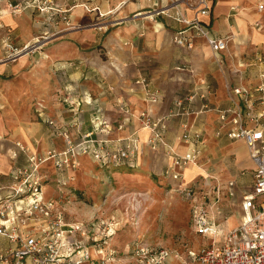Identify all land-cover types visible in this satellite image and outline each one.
<instances>
[{"label":"crops","instance_id":"crops-1","mask_svg":"<svg viewBox=\"0 0 264 264\" xmlns=\"http://www.w3.org/2000/svg\"><path fill=\"white\" fill-rule=\"evenodd\" d=\"M23 1L0 0V58L4 56L2 38L5 34L11 37L15 46L32 41L40 33L46 36H43L42 45L33 50L32 53L38 50L34 59L28 55L15 59L18 60L14 66L17 69H27L31 64L34 66L29 71H21L13 81L4 82L11 66L0 63V110L27 112L14 119H0V196H4L13 184L10 173L16 167L26 166L28 156H42L48 150L61 151L65 147V136L58 135L55 128L44 123L47 115L55 118L61 131L68 133L75 142L78 141L81 128L87 130L97 117H103L111 126L107 138L113 140L138 129L137 115L148 108L155 117H163L167 128L164 148L172 147L178 153L189 148V144L179 139V125L183 121H188L201 131L199 159L209 158L205 169L211 172L201 165V170L190 169L186 173L185 169L190 166L187 165L183 168L182 180L176 181L163 174V169L170 163L165 150L162 147L151 150L144 143L131 180L142 182L146 191L141 193L148 201L153 199L151 194L159 190L153 180L157 176L164 183L167 182L169 189L180 184L200 185L203 190L201 195L206 197L203 204L215 212L221 233L237 225L242 215L240 202L236 204L238 209L230 215H238L239 221L232 225L228 222L230 216L227 217L224 207L233 194L239 198L240 192L251 186L254 165L242 140L228 138L225 129L216 133L217 111L231 103L228 88L238 84L255 85L259 80V69L251 64V59L257 54L264 57L261 48L264 44L261 40L264 36V0H211L210 14L202 17L203 21L212 34L232 35L227 49L217 53H213L200 38L194 41L191 49L174 43L173 33L184 29L185 25L172 16L156 13L154 2L149 3L148 0H126L115 11L113 19L117 21L112 24L117 27L113 28L108 27V24L98 27L87 24L88 21L105 18L123 0H47V3H53L51 5L54 8L45 9L41 6L43 0H28L20 13H11L9 3ZM165 2L160 0L162 4ZM259 3L263 5L262 9H258ZM55 4L64 9L55 11ZM105 8L108 14L103 13L106 12ZM178 8L187 18L193 17L194 10L183 2L179 3ZM62 13L67 16L63 17L64 21L58 20ZM66 23L83 25L49 34L61 30ZM156 24H160V28ZM108 28L111 30L108 31ZM52 35H55L53 39ZM102 54L106 55V59H103ZM141 77L148 81V89L159 93L157 102H149L144 87L135 82ZM188 95H194L189 102V114L168 116L175 99ZM65 97L81 101L78 112L66 105ZM38 102H42L45 112L50 114L39 112L43 107H37ZM31 112L36 113L37 119L33 118ZM120 122H123L124 127L116 130ZM138 133L142 141L149 135V131L144 128H139ZM100 137H104V134H100ZM76 160L78 165L84 167L85 188L92 192L96 182L91 172L98 174L99 168L96 167L102 165L89 154L77 155ZM49 162L54 165L51 159L44 161L39 166V173L41 167H47ZM57 171L60 170L57 168ZM53 173L55 175V171ZM114 174L130 179L121 175L119 170ZM198 175L209 176V183L218 189L210 191L204 187L205 179L202 180ZM233 179L235 186L229 188L227 182ZM46 186L49 190L44 187V199L55 201V182ZM55 204L58 206L59 203L55 201ZM87 213L90 216L88 219L77 220L86 224L97 218H101V222L108 221L98 217L99 213L93 217L94 211ZM79 216L77 212L76 218ZM38 223L29 221V229L34 230ZM117 224L115 220V231L118 226L120 228V224ZM190 227L193 233L207 238ZM112 235L109 245H115L117 250L126 249L119 245V237L114 236V233ZM154 239L159 240V237L154 236ZM9 244L8 239L0 235V249ZM161 245L165 246L163 243ZM168 248L177 251L185 259L184 264L192 262L186 256L190 247L185 250ZM182 261L172 254L167 264H183Z\"/></svg>","mask_w":264,"mask_h":264},{"label":"built area","instance_id":"built-area-1","mask_svg":"<svg viewBox=\"0 0 264 264\" xmlns=\"http://www.w3.org/2000/svg\"><path fill=\"white\" fill-rule=\"evenodd\" d=\"M148 1L154 2L156 13L172 16L185 25L184 29L173 33V41L177 45L191 49L194 41L200 38L213 53L227 49L232 35L212 34L202 19L210 14L211 0H166L164 4L160 0ZM27 2L9 3L10 11L13 14L20 13ZM45 2L42 1L43 4ZM125 2L123 0L110 12L115 13ZM180 2L194 10L193 17L184 16L178 8ZM48 7L54 8L43 6L44 9ZM257 7L262 9L263 5L260 3ZM9 39L8 34L2 38L8 48L5 60L16 58L25 50L33 51L45 37H37L21 49L12 48ZM251 64L259 69L258 82L255 85L238 84L228 88L231 103L217 111L216 133L225 129L228 138L242 140L254 165L251 186L240 192V222L221 233L215 212L203 204L206 197L202 196V200L196 197L193 187L200 185L193 183L174 187L187 194L191 192V226L208 238L197 250L187 249L186 256L192 260L190 264H264V57L261 54L255 55ZM135 82L144 87L149 102L158 101L159 93L148 89L145 77ZM193 96L176 98L167 115H188L189 102ZM64 100L74 112L80 109V100L70 97ZM137 120L139 128L149 131L145 141L139 136V128L111 140L107 138L111 126L103 117H97L91 128H81L78 141L75 142L68 133L61 131L53 118H45V122L55 128V133L65 136L66 145L61 151L48 150L42 156L31 154L26 166L16 167L10 173L13 184L4 196H0V235L6 237L10 244L0 249V264H96V261L98 264H126L123 263V257L129 258V264H167L172 254L183 260L184 264L185 259L177 251L138 238L132 242L131 247H126L127 252L109 249L103 243L115 232L112 222L102 221L98 229L89 230L90 226L86 223L66 220L64 209L59 204L57 206L54 200H45L43 197V178L39 173L42 162L51 159L58 169L74 168L78 165L77 155L89 154L102 166H136V159L144 143L151 150L162 147L170 157V163L163 169V174L176 181L182 180L183 168L197 163L201 155V131L188 121L181 122L179 139L189 144V148L178 153L172 147H163L167 131L163 117H155L152 111L145 108L138 113ZM123 127V122H120L116 130ZM100 134H104V137H100ZM204 179V187L210 191L218 189L209 183V176ZM227 185L232 188L235 180H229ZM31 220L39 222L34 230L29 229L28 222ZM81 225L87 228L82 229ZM86 239L94 245L98 259L91 257Z\"/></svg>","mask_w":264,"mask_h":264},{"label":"rangeland","instance_id":"rangeland-1","mask_svg":"<svg viewBox=\"0 0 264 264\" xmlns=\"http://www.w3.org/2000/svg\"><path fill=\"white\" fill-rule=\"evenodd\" d=\"M45 1L46 2L44 4L41 3L42 7L47 6L46 4L52 6L51 4L53 3L50 2L49 4L47 3V0ZM60 9H64V7L55 4V11ZM62 14H58V20L64 19V13ZM115 15V13H110L105 18L103 17L99 20L88 21L87 25L91 27H98L103 24H108V27H117L112 24V22L117 21V19H113L115 18ZM100 21L101 23H99ZM78 24L79 23H75L74 26V24L66 23V25L61 30L49 32V34L64 31L65 29H70L73 26L79 27L80 25H83ZM109 30L111 29L108 28V31ZM43 34L44 33L38 34V37L46 36ZM54 37L55 35H52L51 39H53ZM8 42L10 43L12 48L17 49H21L25 45H13L11 37ZM2 45L4 48V56L0 58V63H6L7 65H10L12 71L7 72L8 78L5 79L4 82L13 81V79L17 77L21 71H29L30 68L34 66L33 64H31L29 67H27V69L25 67L23 69H17L14 66L16 65V63H18V60L16 61L15 59L23 56L25 52H28L27 55L30 56L31 59H34L36 57L35 53H37L38 50H36L34 53H32L33 51L25 50L21 54H18L16 58L5 60L8 48L4 45V41H2ZM261 48L264 52V44L261 45ZM102 57L103 59H106V55L102 54ZM36 105L37 107H43L42 111H44V114L46 113L45 107L44 105H42V102H38L36 103ZM26 113L27 112L23 111H18V113H16V111L3 112L0 110V119L10 120L14 119L16 116L20 117L21 115H25ZM35 114L36 113L31 112V115H34V119L36 118ZM47 117L53 118L50 115H47ZM53 119L55 120V118ZM44 123L48 125L46 122ZM208 160V157L204 159L200 158L197 163L199 165H202L205 169L206 166H208ZM53 166L54 165L49 162L47 167L43 165L44 169L41 167L42 170L40 174H42V178H44L42 191H44V187L49 190V187L46 186V184H52L55 182V201L59 203V205L68 214L65 215L66 220L81 222L77 219H88L90 216H87L88 213H85L89 211H94L93 217H96L95 215L99 213L98 217H104V219H108L107 222H112V224H114L116 220L118 222L117 225L120 224V228L118 226V229H116V231L114 232V236L117 235V237H119V245H123L125 246V248L128 246L131 247L133 241L140 239L142 241L155 244L163 243L167 247H178L179 250H185L186 247H190V249L192 250H197L203 245L204 242L208 241V238L203 239L199 235L193 233L191 230V192H188L189 194H187L186 192H181L176 188L169 189V187L166 185L167 182L164 183L165 181H162V179L158 176L154 177L153 180L156 185H158L159 190L154 193V195L151 194L153 199L148 201V198L145 197L143 193H141L146 191L142 182L140 180H131L130 178V176H133V168H135L136 166L120 165L96 167L99 168L98 174H95L93 171L91 172V174L93 175L92 179L96 182L92 186V192L88 191L85 188L83 182L85 172L83 169L84 167L81 166V164L77 165L74 168H71V170H69L70 168L59 169V172L57 171V168ZM117 170H119L121 175H126L130 179H125L124 177H116V174H114V172ZM205 170L211 172L209 169ZM53 171H55V175ZM198 177L202 180L204 179L202 175H198ZM197 183L202 184L203 182L197 181ZM193 189L196 192V197L199 200H202L201 194L203 190L201 189V187H193ZM134 193H136L137 195H134ZM229 201L230 202L227 204V206L224 207V212L228 214L227 217H229L232 212L238 209L236 204H239L240 197L238 198L235 194H233V197H230ZM233 203L235 205H232ZM221 206L222 205H220V207ZM77 212L80 215L78 218H76ZM229 218L230 225L239 221L238 215H232ZM92 221V223L90 222V224H88L90 226L88 227L89 230H94V228L101 223V218H97V220L95 219ZM105 222L106 221H104V223ZM81 228L86 229L87 227L86 225H81ZM154 236H157V238L159 237V240L154 239ZM108 242L111 243L110 238H108L106 243H103V245L106 247H110L109 249L116 248L114 247L115 245H109ZM86 243L89 248L91 257L94 259H98L97 254H95L94 245L90 243L88 239H86ZM122 250L123 249H119L117 251L121 252ZM123 251L127 252L125 249ZM121 256L125 255L123 254ZM124 259L126 260H124L125 262L123 263L129 264L128 261L130 260H127L129 258ZM96 264H98L97 261Z\"/></svg>","mask_w":264,"mask_h":264},{"label":"bare ground","instance_id":"bare-ground-1","mask_svg":"<svg viewBox=\"0 0 264 264\" xmlns=\"http://www.w3.org/2000/svg\"><path fill=\"white\" fill-rule=\"evenodd\" d=\"M106 9L107 8H105L104 10L106 11ZM103 13H105V14H108V12L106 11V12H103ZM109 13H111V12H109ZM147 16L149 15V14H146ZM156 26L158 27V28H160V24H156ZM236 36H238L237 34H236ZM235 36V37H236ZM261 40L264 42V36L261 38ZM42 45V43H40V45H38L39 47ZM28 54V52H25V54H23V56H25V55H27ZM23 56H20V57H23ZM20 57H18V59L20 58ZM203 167L201 166V165H199V164H197V163H193V164H191L190 166H188L186 169H185V172L187 173V171H189L190 169H192V170H195V169H202ZM185 175V174H184ZM134 195H137L136 193H134ZM136 197V196H135ZM228 222L230 223V218L228 219Z\"/></svg>","mask_w":264,"mask_h":264},{"label":"trees","instance_id":"trees-1","mask_svg":"<svg viewBox=\"0 0 264 264\" xmlns=\"http://www.w3.org/2000/svg\"><path fill=\"white\" fill-rule=\"evenodd\" d=\"M127 166V165H126Z\"/></svg>","mask_w":264,"mask_h":264}]
</instances>
